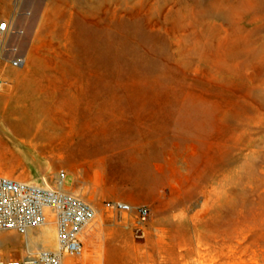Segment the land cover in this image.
Returning <instances> with one entry per match:
<instances>
[{
    "label": "rangeland",
    "instance_id": "obj_1",
    "mask_svg": "<svg viewBox=\"0 0 264 264\" xmlns=\"http://www.w3.org/2000/svg\"><path fill=\"white\" fill-rule=\"evenodd\" d=\"M3 21L0 135L18 101L10 119L57 123L60 146L0 157V175L64 169L95 206L71 264H264V0H0Z\"/></svg>",
    "mask_w": 264,
    "mask_h": 264
},
{
    "label": "built area",
    "instance_id": "obj_2",
    "mask_svg": "<svg viewBox=\"0 0 264 264\" xmlns=\"http://www.w3.org/2000/svg\"><path fill=\"white\" fill-rule=\"evenodd\" d=\"M8 30L9 23L3 21L0 32L5 35ZM26 62L25 57H20L13 66L22 68ZM67 177L64 169L53 180L43 178L38 183L0 175V233L26 236L30 230L54 221L58 245L56 250L42 249L20 259H7L0 253V264H67L66 259L83 256L84 233L97 214L93 205L67 190ZM106 207L134 214L141 225L148 222L151 214L147 205L132 206L122 201H109ZM138 231H143L142 226Z\"/></svg>",
    "mask_w": 264,
    "mask_h": 264
},
{
    "label": "bare ground",
    "instance_id": "obj_3",
    "mask_svg": "<svg viewBox=\"0 0 264 264\" xmlns=\"http://www.w3.org/2000/svg\"><path fill=\"white\" fill-rule=\"evenodd\" d=\"M23 5L27 7L25 2ZM10 26L11 25L9 23V29ZM23 94L24 91H16L13 92L11 95L16 97V100H18V98ZM16 103H17L16 106L6 105V107H4L5 112L3 119L6 127L8 128V131L7 132L4 131V134L0 135V157L7 161L14 160L18 158L16 150L22 148H29L33 150L35 153H40V155L41 153L43 154V152H47L49 149L52 150L57 149L60 146L56 137L57 131L59 129L58 124L54 122H48L44 119H39L40 117L39 115H35L34 117L28 115L26 117H19L16 120L10 119L11 116H16L21 112H23L22 109L18 106L19 102L16 101ZM67 190L70 191L69 188H67ZM71 193L75 194L76 196H80L74 192ZM81 198L84 199L83 197ZM93 207L95 208V206ZM95 210L97 214L96 218L98 219L99 213H97L96 208ZM99 217H100L99 224L101 226V224H103V218H101L100 215ZM96 229H97L96 226L93 229L92 226L90 228L91 231ZM90 230L87 231L89 237L92 236L89 233ZM10 244H14L17 246L19 245L25 246L27 250V254H34L42 249L56 250L58 245H57V230H56L55 222L50 221L47 225L30 230L28 234L23 237V241H21V236H19L16 232H7V231L1 232L0 248H7V246H9ZM70 260L71 259H66L67 264H71ZM193 263L207 264L205 263V259H199ZM73 264H78V263L74 262Z\"/></svg>",
    "mask_w": 264,
    "mask_h": 264
},
{
    "label": "crops",
    "instance_id": "obj_4",
    "mask_svg": "<svg viewBox=\"0 0 264 264\" xmlns=\"http://www.w3.org/2000/svg\"><path fill=\"white\" fill-rule=\"evenodd\" d=\"M88 229V228H87ZM87 229H86V231H85V233L84 234H86V232H87ZM86 236V235H85Z\"/></svg>",
    "mask_w": 264,
    "mask_h": 264
},
{
    "label": "water",
    "instance_id": "obj_5",
    "mask_svg": "<svg viewBox=\"0 0 264 264\" xmlns=\"http://www.w3.org/2000/svg\"><path fill=\"white\" fill-rule=\"evenodd\" d=\"M30 5H31V4H28L27 7L30 6Z\"/></svg>",
    "mask_w": 264,
    "mask_h": 264
}]
</instances>
